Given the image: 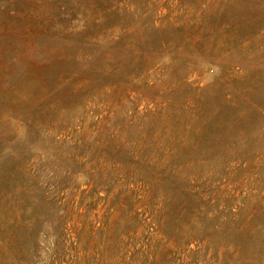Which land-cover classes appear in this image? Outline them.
<instances>
[{
    "label": "rangeland",
    "instance_id": "obj_1",
    "mask_svg": "<svg viewBox=\"0 0 264 264\" xmlns=\"http://www.w3.org/2000/svg\"><path fill=\"white\" fill-rule=\"evenodd\" d=\"M0 264H264V0H0Z\"/></svg>",
    "mask_w": 264,
    "mask_h": 264
},
{
    "label": "trees",
    "instance_id": "obj_2",
    "mask_svg": "<svg viewBox=\"0 0 264 264\" xmlns=\"http://www.w3.org/2000/svg\"><path fill=\"white\" fill-rule=\"evenodd\" d=\"M147 245V248H149V244H146Z\"/></svg>",
    "mask_w": 264,
    "mask_h": 264
}]
</instances>
